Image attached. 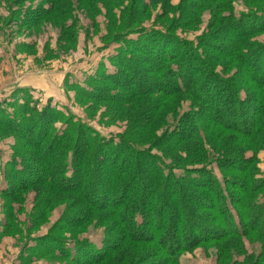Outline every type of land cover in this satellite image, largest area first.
I'll return each instance as SVG.
<instances>
[{"label":"trees","instance_id":"1","mask_svg":"<svg viewBox=\"0 0 264 264\" xmlns=\"http://www.w3.org/2000/svg\"><path fill=\"white\" fill-rule=\"evenodd\" d=\"M55 1L44 0V3L42 1L27 11H23L20 16L21 23L25 22L28 26H31L39 22L40 19L43 20L44 17L53 15ZM144 1L128 0V5H118L121 14L119 19L120 22L124 21V24L117 25L121 37H114L120 38L121 43L118 48L119 52L113 59L114 66L118 68L119 73L105 77V80L109 82L108 84L113 83L116 91L113 90V86H110V91L107 88H102L98 93L88 92L82 94L77 92L78 95L88 97L98 104H116V109L121 108L129 115L136 116L137 118H130V121H136L131 130V134L135 138L136 136L145 135L150 129V134L162 129V116L156 118L154 111L147 110V107H145L149 104L151 98L157 101L154 97L173 94L192 97L194 104L197 106L194 107L193 114L187 115L184 119L182 118L175 127L163 129L164 131L162 130L160 137L152 139L150 147L153 144L156 147L160 144L161 147L168 146L165 149L167 152L178 146V152L183 153V143L189 142L190 138L197 140L202 137L204 131L198 133L194 127V130L190 131V127H186V124L192 120L193 116H199L205 111H207L206 119L211 120V122L207 121L208 124H205L209 128L206 129L207 131L213 130L216 125H219L225 130L240 136L250 135L255 130L259 119V116H257L254 120L245 122V113L250 107L249 104L253 96L241 97L237 91L228 86L227 81L216 75V69H210L208 65L210 59L206 62V59L202 54L199 55L198 51L205 49L204 52L207 54L211 51L212 54L228 55V58L233 61L231 63L238 65L236 68L237 74L246 76L243 80L247 79V83L250 85L256 86L258 84V89H260V86L264 87V47L244 43L246 46L243 45L241 48L240 45L243 43V36L264 31V12L254 13L250 16L242 14L233 17L232 22H229L223 29L228 34L223 33L220 35L223 38H218L216 32H213L211 35L204 37L207 45L200 47L202 43L198 40L194 46L169 35L170 32L168 31L142 28L143 19L140 21L139 17L142 18L141 11L144 8L153 7L157 2L163 1L165 4H161L160 8L164 12V17H166L169 10L167 8L169 0ZM246 1L251 3L264 2V0ZM123 2L124 0L121 3ZM0 3L6 5L7 0H0ZM183 19L185 17L178 19L174 17L173 24L175 26L172 24L173 27L168 26V28L173 31V28H178V24ZM259 24L260 26L256 27ZM185 25L189 26L188 23ZM133 29L136 30L135 33H131ZM250 46L251 48L248 49ZM135 52L145 53L153 59L150 62L151 73L154 75V80L158 82L155 90L141 88L136 91H127L124 90L122 83H119V85L116 83L121 75L120 72L123 73V76L127 71L132 75L135 72L132 62L135 58L140 59V56ZM229 62H225L227 63L225 65L227 66ZM259 71L262 72L259 73ZM146 79L148 80V77ZM95 83L91 81L89 84L94 85ZM96 84L101 85L102 83ZM249 88L253 89L251 86ZM26 90V88L23 89L25 92ZM254 94H257L259 101V106L256 107L258 112L264 107V96H262L260 90ZM214 97L216 103L212 100ZM136 99H138L137 102H135ZM30 102H25L23 106L16 108L22 119L26 122L30 121L32 127L30 129L26 128L28 129L27 136L24 137L21 145H18L19 148L14 150L16 157L10 160L8 165L10 174L8 172V175L5 174L6 183L3 182L4 187L0 188V194L9 202L18 198L17 190L26 189L28 191L30 189L34 193L35 211L38 213L46 209L54 194V205H59L63 201L67 202L66 212L56 224L59 231L76 232L92 223H96L98 226L103 227L106 233L102 245L99 247L92 245L87 240L71 242L45 236L40 239L41 241H36L38 242L36 247H38L40 253L44 252V255L46 253L63 258L72 264H109L111 259L129 241L146 245H158L160 251L166 254L165 256L173 264H180L179 253L188 251L201 241H205L207 237L203 236L205 234L208 235L211 232L219 234V236L216 235V242L226 243L231 240L246 238L251 232H259V228L256 227L258 220L264 224V204L255 206L258 209L253 211V204L247 205L242 197L243 194L250 192V183L246 180L248 177L241 179L240 182L236 179L231 183L228 182L226 188L217 179L210 177L207 169L195 167L202 164L200 160L192 161L189 164L185 161L179 163L178 160L180 159L177 160L175 156H166L163 159L169 163H162L159 158L148 152L149 150L136 149L133 141L105 139L81 121L70 118L64 119L58 110L51 107L50 102L40 112H37L36 108L28 109L27 104ZM219 102L220 108L216 111L214 105ZM223 104L231 105L224 108ZM131 105L135 106L136 109L127 111L125 108ZM203 105L206 110L202 109ZM6 106L15 109L13 103H8ZM231 106H234L232 112L230 111L234 115L231 122H228V119L224 120L223 117L216 118L217 114L222 115L226 111L225 109ZM3 108L5 107L0 108V128L7 130L5 133L17 134L15 137L21 141L20 137L23 135L17 132L24 131V128L16 125L12 116L6 115ZM154 108L156 107H152V109ZM249 111L253 113L254 107H250ZM208 112L211 113V117L208 116ZM29 113L31 117H24ZM34 115H37L38 118L35 123L32 121ZM223 115L227 114L224 113ZM3 116L7 117L4 118ZM62 118L63 121H61ZM232 121L237 122L239 126H234ZM57 122H61L60 129L52 126L53 123ZM29 141L33 142V146L27 145ZM38 148L39 150H37ZM31 150L42 151L43 153L37 155L31 153ZM43 155L46 156V162H48L43 164L53 170L54 174L50 176H54L52 180L54 186L50 182V186L53 187L48 186L45 188L47 195L45 200L48 202H42L38 206L37 197H41L40 191L43 190L41 184L43 182L49 184L48 175L42 172L40 182L37 178L26 183L29 180V174L24 171V167L29 168L30 172L37 170L42 164L41 157ZM229 155L230 153H227L226 157ZM45 156H43L44 159ZM223 159L226 166L218 162V166L222 171L227 169L228 172L245 175L248 159ZM117 161H120L118 166ZM31 163L33 164L30 167ZM185 163L187 165L184 166ZM235 165L238 166L235 167ZM189 166L195 169L188 170ZM43 168L45 169V166H42L41 171H43ZM135 169L139 170L137 175L133 174L130 178L124 175L127 171ZM176 171H180V173L177 174ZM56 172L58 174L55 175ZM204 182L205 184H203ZM8 183H11V187ZM132 187L137 189L131 190ZM229 187H231V191L228 193ZM255 187H258V190L264 189V180H260L258 185L252 187L251 190ZM204 188L209 191L212 197L211 201L213 203L209 204V207L212 211H216L221 228L216 229L214 227L212 230L198 223L197 218L194 217L196 207L184 203L183 199L185 197H189L195 203L200 201L197 191L204 190ZM137 190L139 191L138 194ZM234 192L240 193V196L234 198ZM134 197L135 199H133ZM189 210L192 215H190ZM248 210H250L249 213H247ZM40 216L39 214L38 217ZM191 228H194L195 234L190 232ZM261 232L264 235V229ZM44 247L48 248L44 249ZM121 257L118 258L121 259Z\"/></svg>","mask_w":264,"mask_h":264},{"label":"rangeland","instance_id":"2","mask_svg":"<svg viewBox=\"0 0 264 264\" xmlns=\"http://www.w3.org/2000/svg\"><path fill=\"white\" fill-rule=\"evenodd\" d=\"M42 1L44 3V0H7L6 5L0 3V108L5 107L3 109H5L6 115L12 116L16 125L24 128V131L17 132L23 135L20 137L21 141L15 137L17 134L5 133L7 130L0 128V188L4 187L3 182L6 183L5 174L7 172L10 174L8 165L10 160L16 157L14 150L19 148L18 145H21L24 137L27 136L28 129L26 128L30 129L32 127L30 121L26 122L22 119L16 108L23 106L25 102L31 101L27 104L28 109L36 108L37 112H40L50 102L51 107L58 110L64 119L70 118L81 121L105 139L133 141L137 146H135L136 149L149 150L148 152L159 158L162 163H169L163 159L166 156H175L177 160L180 159L178 160L179 163L185 161L189 164L192 161L200 160L202 164L195 167L207 169L210 177L217 179L226 188L228 182L231 183L235 179L240 182L241 179L248 177L246 180L250 183V192L243 194V199L247 205L253 204V211L258 209L255 206L264 204V189L258 190L259 188L255 187L251 190L252 187L258 185L260 180H264V107L260 110L257 109L258 112L256 111L259 101L257 94L253 95V93L260 90L262 96H264V87L260 86V89H258V84L256 86L250 85L247 83V79L243 80L246 76L237 74L236 68L238 65L232 64L233 61L228 58V55L212 54L211 51L207 54L204 52L205 49L203 51L200 49L198 51L199 55L202 54L206 62L210 59L208 61L210 69H216V75L227 81L229 87L237 91L241 97L253 96L249 105L254 107V112L251 113L249 111L250 107H248L247 113H245V122L247 123L259 116L255 130L248 136H240L229 132L219 125H216L213 130L207 131L206 129L209 128L205 124H208L211 120L206 119L207 111H205L199 116H193V121L187 122L186 127L189 126L190 131L194 130V127L198 133L203 131L204 133L197 140L190 138L189 142L183 143V153L178 152V146L168 152L165 151L168 146L161 147V144L158 147L154 144L150 147L152 139L160 137L163 129H171L182 118L184 119L187 115L193 114L196 105L192 97L173 94L154 97L157 101L151 98L149 104L145 107H147V110L154 111L156 118L162 116V129L154 134H150V129L145 135L136 136V139L131 134L136 121H130V118H137L136 116L129 115L121 108L116 109V104H98L77 93H98L102 88H107L110 91V86H113V90L116 91L113 83H111L112 85L108 84L109 82L105 80V77L119 73L118 68L114 66L113 59L119 52L118 48L121 43L120 38H115L121 37L117 25L124 24V21L120 22L119 19L121 14L118 5H128V0H124L123 3H121L123 0H56L53 15H48L31 26H28L25 22L21 23L20 16L22 12ZM161 4L165 3L160 1L155 6L146 7L141 11L142 18L139 17L140 21L143 19L141 27L168 31L170 32L169 35L194 46L197 40L201 41V46L198 45L200 47L207 45L204 37L211 35L213 32H216L218 38H223L220 35L227 33L223 29L229 22H232L233 17L242 14L250 16L254 13L264 12V2L251 3L246 0H169L167 6L169 10L166 17H164V12L160 8ZM174 17L175 19L185 17V19L178 24V28L174 27L172 31L168 26H172ZM126 18L128 17L126 16ZM186 23L189 26H186ZM173 26L175 25L173 24ZM259 26L260 24L256 27ZM128 30L130 31V29ZM135 31L133 29L131 33H135ZM242 38L241 48L245 45L244 43L264 47V31L252 33ZM231 41L233 42L232 38ZM135 54L140 56V59L135 58L132 62L135 72L132 75L126 70L125 76L120 72L121 75L116 83L118 85L122 83L124 90L127 91H136L141 88L155 90L158 82L154 80V75L151 73L150 62L153 59L145 53L135 52ZM225 62H229V64L226 66L227 63ZM261 72L259 71V73ZM146 77H148V80ZM91 81L102 84H89ZM249 86L253 89H250ZM25 87H27L26 92L23 91ZM125 96L127 95L125 94ZM212 100L216 103L215 97ZM137 101L138 99L135 100V102ZM8 103H13L15 109L8 108L6 106ZM219 105L220 102L214 105L216 111L220 108ZM230 105L223 104V107ZM134 107L131 105L125 109L131 111L136 109ZM152 107L156 108L152 109ZM231 107L225 109L226 111L222 113V115L224 113L227 115L217 114L216 118L223 117L224 120L228 119V122H231V118L234 116L231 113L234 106ZM202 109L206 110V107L204 106ZM233 112L235 113V111ZM30 115L29 113L24 117H31ZM37 115L32 118L34 123L38 119ZM209 115L212 116L210 112H208ZM61 121H63V118ZM232 123L234 126H239L237 122L232 121ZM52 126L60 129L61 122L53 123ZM27 145L33 146V142L29 141ZM31 153L40 155L43 152L31 150ZM227 153H230L228 157H226ZM43 156L41 157L42 164L37 170L35 169L36 171L34 170L35 172H30L29 168L24 167V171L29 174V180L26 183L37 178L40 182L42 172L48 175L49 184L46 182L41 184L43 190L40 191L41 197H37L38 206L47 201L45 200V196H47L45 188L50 186V182L54 186L52 181L54 176H50L54 174L53 170L43 164L48 163L46 162V156L45 159ZM223 158L248 159L245 175L228 172L227 169L222 171L218 166V162L226 166ZM119 163L120 161H117V166ZM186 163L183 165H187ZM32 164H30V167ZM42 166H45L43 171H41ZM237 166L235 165V167ZM187 169L195 168L189 166ZM138 171L137 169L127 171L124 175L130 178L133 174L137 175ZM176 173L179 174L180 171H176ZM56 174L58 173L56 172ZM8 185L11 187V183H8ZM133 189L137 188L132 187L131 190ZM31 191L30 189L28 191L26 189L17 190L18 198L9 202L0 194V264H72L63 258L46 253L44 255V252L40 253L38 251V247H36L38 242L36 241L45 236L71 242L87 240L97 247L102 245L104 236H106L103 227L92 223L76 232L59 231L56 224L65 214L67 202L63 201L59 205H54L53 194L46 209L38 213L35 211L36 200L34 199V193ZM230 191L231 187H229L228 193ZM136 192L139 193L138 190ZM136 192L134 193L136 194ZM197 193L200 201L196 203L189 197L183 199L186 205L192 204V207H196L194 213V217L197 218L196 221L212 230L214 227L216 229L221 228L216 211H212L209 207V204L213 203L209 191L204 188V190H198ZM233 195L236 198L240 196V193L234 192ZM39 214L40 217H38ZM190 215H192L191 211ZM256 227L259 228V232H251L246 238L231 240L226 243L216 242V235L219 236V234L214 232L208 235L205 234L203 235L207 236L205 241H201L188 251L179 253L180 264H264V235L261 232L264 229V224L258 220ZM190 230L192 234H195L194 228ZM46 244L48 243L46 242ZM46 248L48 247H44V249ZM165 255L160 251L158 245L127 241L109 264H173ZM118 257H121V259Z\"/></svg>","mask_w":264,"mask_h":264},{"label":"crops","instance_id":"3","mask_svg":"<svg viewBox=\"0 0 264 264\" xmlns=\"http://www.w3.org/2000/svg\"><path fill=\"white\" fill-rule=\"evenodd\" d=\"M25 88H27V87H25Z\"/></svg>","mask_w":264,"mask_h":264}]
</instances>
